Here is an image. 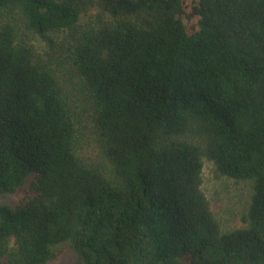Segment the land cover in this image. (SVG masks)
Instances as JSON below:
<instances>
[{
    "label": "trees",
    "instance_id": "trees-1",
    "mask_svg": "<svg viewBox=\"0 0 264 264\" xmlns=\"http://www.w3.org/2000/svg\"><path fill=\"white\" fill-rule=\"evenodd\" d=\"M203 158L252 182L227 232ZM18 192L0 264H264V0H0V199Z\"/></svg>",
    "mask_w": 264,
    "mask_h": 264
},
{
    "label": "rangeland",
    "instance_id": "rangeland-1",
    "mask_svg": "<svg viewBox=\"0 0 264 264\" xmlns=\"http://www.w3.org/2000/svg\"><path fill=\"white\" fill-rule=\"evenodd\" d=\"M93 14H95V10L83 13L81 22L91 21ZM202 161V190L209 200L210 207L221 230L227 232L240 226V216L246 210L252 193V182L222 176L212 161L206 158H203ZM20 192L6 195L0 201L14 206L21 196ZM73 260V252L67 249L57 259V262L71 264Z\"/></svg>",
    "mask_w": 264,
    "mask_h": 264
}]
</instances>
